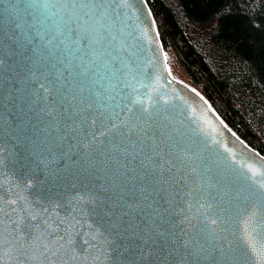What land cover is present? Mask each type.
I'll return each instance as SVG.
<instances>
[{
	"label": "snow or ice",
	"instance_id": "obj_1",
	"mask_svg": "<svg viewBox=\"0 0 264 264\" xmlns=\"http://www.w3.org/2000/svg\"><path fill=\"white\" fill-rule=\"evenodd\" d=\"M12 5L14 27L6 34L10 52L5 56L15 54L9 44L24 54L32 45L30 34L40 38L46 55L31 47L32 55H24L21 82L39 85L33 91L44 102L41 111L46 109L57 126L66 129L61 140L74 134L76 147L86 150L84 163L93 170L85 174L86 179L91 177L89 185L92 180L102 181L100 190L111 195L106 209L89 185L67 202L36 199L31 169L9 170L0 149V264H12L13 256L15 264H43L49 254L61 251L71 253L80 264H137V259L139 264H155L158 253L165 252L166 256L159 255L164 264H169V257L171 264H264V182L246 189L230 187L227 177L222 182L221 192L229 204L236 200L246 205L235 247L214 230L205 228L192 235L190 220L181 236L164 227L175 211L179 189L164 175L168 159L156 126L132 111L137 104L141 112L148 109L125 91L138 89L124 71L123 45H116V55L109 51L115 39L112 30L122 15L119 0H12ZM17 30L19 35H12ZM45 35L50 38L45 40ZM57 39L59 44H53ZM5 56H0V71L6 66ZM106 79L107 87L100 83ZM124 112L129 115L122 116ZM248 172L264 177V170L249 167ZM61 210H65L63 218ZM78 246L88 255H76ZM145 249L151 251L146 255Z\"/></svg>",
	"mask_w": 264,
	"mask_h": 264
},
{
	"label": "water",
	"instance_id": "obj_2",
	"mask_svg": "<svg viewBox=\"0 0 264 264\" xmlns=\"http://www.w3.org/2000/svg\"><path fill=\"white\" fill-rule=\"evenodd\" d=\"M119 2L123 5L120 9L122 15L112 30L115 39L111 41L109 51L116 55V45H123L124 71L138 89L132 92L131 88H127L125 91L131 93L132 98L142 101L143 107L148 109V112H141V105L137 104L132 111L156 126L157 140L163 139L161 148L168 159V164L164 165V175L179 189L175 211L164 227L173 228L177 236H181V229H187L190 220L195 229L192 235H199L200 230L205 228L214 230L218 236H227L235 247L244 227L246 205L244 201L236 200L229 204L228 197L221 192L222 182L227 177L230 187L257 188L259 183L264 182V177L251 176L248 168L264 170V156L231 131L198 91L170 74L146 1ZM12 6V0H0V56L10 52L5 42L6 34L14 27L9 12ZM55 19V16L52 17V20ZM12 35L18 36V30ZM30 35L32 45L27 53L21 54L9 44L15 54L5 56L6 66L0 71V149L8 158L9 170L21 166L31 169L36 185L32 194L36 199L51 197L67 202L81 194L85 185H89L91 177L86 179L85 174L93 170L84 163L86 150L76 147L74 134L61 140L66 133L64 126H57L46 109L41 111L45 108L44 102L38 100L33 91L39 85L21 82L27 63L24 55H32L31 47L44 51L46 55V51L40 48V38ZM44 38L47 40L50 37L45 35ZM108 39L111 40V36ZM53 44L58 45L59 39ZM82 46L86 47L87 42H82ZM68 51L71 53L72 49ZM56 58H61V53L57 52ZM133 76L135 79H132ZM100 83L108 86L107 79ZM121 115L129 114L124 112ZM162 131L164 135L161 137ZM14 160L18 163L13 164ZM252 180L256 181L255 185L251 183ZM101 182L92 180L89 190L95 191L98 200L105 202L101 208L106 209L110 206L107 197L111 194L100 190ZM64 211L60 212L61 218ZM214 220L215 224L212 223ZM183 238L187 239V235ZM127 244L125 241V247ZM149 251L151 249H145V254ZM75 252L78 256L88 255L81 253L79 246ZM125 255L129 253L125 252ZM159 255L166 256L167 253H158L155 262L164 264ZM15 259L13 256L12 264H15ZM168 259L171 264V257ZM64 261L80 264L72 260L71 253L63 251L55 256L49 254L43 264H63ZM26 264L40 262L26 261ZM145 264L148 262L145 261Z\"/></svg>",
	"mask_w": 264,
	"mask_h": 264
},
{
	"label": "trees",
	"instance_id": "obj_3",
	"mask_svg": "<svg viewBox=\"0 0 264 264\" xmlns=\"http://www.w3.org/2000/svg\"><path fill=\"white\" fill-rule=\"evenodd\" d=\"M170 69L264 156V0H145Z\"/></svg>",
	"mask_w": 264,
	"mask_h": 264
},
{
	"label": "rangeland",
	"instance_id": "obj_4",
	"mask_svg": "<svg viewBox=\"0 0 264 264\" xmlns=\"http://www.w3.org/2000/svg\"><path fill=\"white\" fill-rule=\"evenodd\" d=\"M170 74L177 80L183 82V83H187L186 78L183 76V74L176 70V69H170Z\"/></svg>",
	"mask_w": 264,
	"mask_h": 264
}]
</instances>
